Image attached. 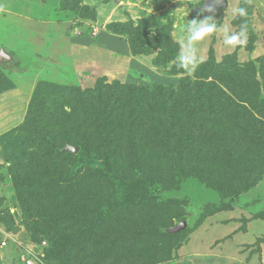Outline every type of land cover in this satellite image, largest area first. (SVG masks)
I'll return each instance as SVG.
<instances>
[{
	"label": "rangeland",
	"instance_id": "1",
	"mask_svg": "<svg viewBox=\"0 0 264 264\" xmlns=\"http://www.w3.org/2000/svg\"><path fill=\"white\" fill-rule=\"evenodd\" d=\"M203 3L0 0V264L115 246L119 264H264V0ZM209 16L221 31L182 66V27ZM242 23L246 43L225 45ZM197 107L221 119L196 126Z\"/></svg>",
	"mask_w": 264,
	"mask_h": 264
},
{
	"label": "clouds",
	"instance_id": "2",
	"mask_svg": "<svg viewBox=\"0 0 264 264\" xmlns=\"http://www.w3.org/2000/svg\"><path fill=\"white\" fill-rule=\"evenodd\" d=\"M234 14L239 17L247 16V9L244 7L235 8ZM241 30L238 33L228 34L227 29L224 31L223 43L228 46L244 45L247 40L248 25L242 23ZM182 32L185 36L181 38L182 51L178 57V61L182 66L191 65L193 68L197 66V42L203 40L205 37L212 35L213 33L220 32L221 28L210 16L204 20H193L188 22L182 27Z\"/></svg>",
	"mask_w": 264,
	"mask_h": 264
},
{
	"label": "trees",
	"instance_id": "3",
	"mask_svg": "<svg viewBox=\"0 0 264 264\" xmlns=\"http://www.w3.org/2000/svg\"><path fill=\"white\" fill-rule=\"evenodd\" d=\"M209 86H207L206 87V90L208 91V88ZM197 89H199V87H196ZM201 90V89H200ZM163 99H164V97H163ZM164 100H166V101H164L163 103H162V105H161V109H162V113H161V117L163 116V115H166V116H170V115H172L173 113H174V105H173V103H174V100H173V96H171V95H169V96H167V99H164ZM168 104V105H167ZM208 109L209 108H205V107H197L196 109H194L193 110V113H192V116H194V118L195 119H193V122H195V125L196 126H200V121L202 122V121H206V118H209V117H211L212 119V121H219L221 118L220 117H216V116H210L209 115V111H208ZM187 120H189V118H187ZM218 123V122H217ZM173 126L174 125H171L170 126V128H169V132H171L172 130H173ZM264 135V134H263ZM174 136V135H173ZM173 136L171 137V138H168V142L173 138ZM169 151L167 150V153H168ZM181 153L178 151V154H177V156L176 157H179V155H180ZM201 156V155H200ZM108 216V214L106 215V217ZM124 230V231H123ZM123 230H121V232H122V234L123 235H125V238H128V236H129V232H136V238L138 239V241L139 240H144V242L145 243H148L149 245H151V243L152 244H156L157 242H159V238L160 237H167L165 234H162L161 236H158L155 232H153V229L152 228H147V229H145L144 231H139V232H137V231H135V230H133V231H131V229H123ZM120 232V233H121ZM62 237H61V239H60V242H58L57 244H56V246H54V248H53V251L55 252V251H61L60 252V254L62 253V252H64L65 251V249H66V247H65V241H66V239H65V237L63 236V234L61 235ZM86 238H87V240L84 242V246L85 245H87L88 244V240L90 239V237L88 236V234H87V236H86ZM137 241V242H138ZM76 244H77V242H76ZM84 249L87 251V247H84ZM103 250H105V248L103 249ZM106 251V250H105ZM109 251V250H108ZM120 251H123L125 254H128L129 253V251H130V247L128 246V247H126V248H124V249H122L120 246H115L113 249H112V251H111V254L110 255H107V256H105L104 257V259L102 260H100V262H99V264H119V263H121L120 261H122L123 259H119V258H117V257H115L114 259H113V253H116V252H120ZM54 252H51L50 251V254L51 255H49L50 257L51 256H53V255H55V253ZM110 252V251H109ZM118 255V254H117ZM56 256L57 257H59L57 254H56ZM57 257H53V258H57ZM110 259H113L114 260V262L113 263H111L110 261H108V260H110Z\"/></svg>",
	"mask_w": 264,
	"mask_h": 264
},
{
	"label": "water",
	"instance_id": "4",
	"mask_svg": "<svg viewBox=\"0 0 264 264\" xmlns=\"http://www.w3.org/2000/svg\"><path fill=\"white\" fill-rule=\"evenodd\" d=\"M203 6H204L203 8L205 10H209V9L211 10L212 9L218 15V14L222 13L223 8L228 6V0H204ZM65 151L76 153L77 148L66 146ZM185 226H186V223L182 222L179 225H177L176 227L169 229L168 232L178 233V232L182 231L183 229H185Z\"/></svg>",
	"mask_w": 264,
	"mask_h": 264
}]
</instances>
